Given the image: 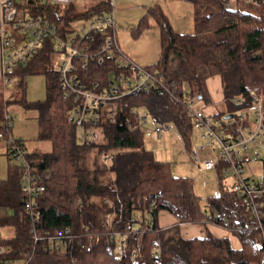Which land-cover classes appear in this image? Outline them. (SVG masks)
<instances>
[{
  "label": "trees",
  "instance_id": "16d2710c",
  "mask_svg": "<svg viewBox=\"0 0 264 264\" xmlns=\"http://www.w3.org/2000/svg\"><path fill=\"white\" fill-rule=\"evenodd\" d=\"M188 1L193 11L191 33L175 32L160 7L149 9L160 49L157 60L146 68L161 72L166 83L173 81L175 97L153 88L124 95L115 102L113 118L101 108L96 125L99 136L94 141L78 140V127L71 118L75 103L62 97L58 71L49 62L58 56L51 39L26 64L13 67V82L21 89L26 74L45 76L44 99L16 100L36 111L37 139L52 145L50 151H28L19 139L30 172L44 185L34 200L36 232L44 235L68 229L77 237L65 248L48 247L44 237L33 242L20 195L24 168L9 164L7 177L0 179L3 258L13 264H264V213L260 229L232 183L207 195L201 207L192 177L172 174L169 162L155 158L143 144L144 124L129 113L131 107L142 108L156 123L172 122L189 152L193 127L185 104L195 99L211 103L209 77L220 79L223 109L214 115L223 122H233L224 116L256 101L264 109V0H235V10L227 9L224 0ZM15 4L23 13L55 23L60 36L74 30L71 22L76 18L88 20L111 11V0L85 5L80 11L71 2L63 8L44 0H15ZM148 26L143 17L132 34L137 36ZM120 72L129 73L117 66L114 55L102 64L90 63L79 73L94 88V82L107 86L110 73ZM235 98L242 102L235 103ZM6 114L0 97L1 140L12 136ZM4 153L9 159L6 148ZM218 174L221 183L223 176ZM262 203L264 212V197ZM160 210L170 213L175 224L222 226L238 239L240 247H233L226 236L185 237L161 228L157 224ZM2 228L11 233H2Z\"/></svg>",
  "mask_w": 264,
  "mask_h": 264
},
{
  "label": "built area",
  "instance_id": "2783aa9c",
  "mask_svg": "<svg viewBox=\"0 0 264 264\" xmlns=\"http://www.w3.org/2000/svg\"><path fill=\"white\" fill-rule=\"evenodd\" d=\"M44 1L62 5L72 0ZM224 1L226 7L229 1ZM56 29V24L47 18L21 12L15 0H0V78L4 84L12 83L13 67L26 64L43 43L51 39L60 57L57 71L62 97L75 103L71 118L80 128L82 140L89 142L98 138L96 125L101 108L113 118L117 109L115 102L124 95L136 94L139 89L153 88L157 92L163 91L175 97L173 81L166 83L161 72L139 66L125 55L120 61L117 60V66L127 68L129 73H110L111 80L107 86L94 82L92 88L85 84L79 73L81 68L90 63L102 64L119 52L112 11L96 14L85 20L78 30L75 29L65 36L58 35ZM182 94L186 95L184 92ZM234 102L242 101L235 98ZM185 106L192 127L202 130L203 141L189 150L191 160L205 170L216 169L220 175L229 176L245 204L246 211L256 220V226L262 229L260 218L264 213V176L261 174L258 178H251L245 169L247 160L259 157L258 153L248 156L246 150L263 134L264 109L261 102L256 101L251 106L238 108L232 113L233 122L223 123L222 126L215 124L210 115L201 108H194L193 100L187 101ZM143 110L144 112H141L131 107L129 113L145 124L149 113ZM5 117L7 125L10 126L12 116L7 113ZM155 125L154 130L158 138L162 136L163 131L172 130L170 122ZM3 142L9 158L24 168L20 179V195L23 211L30 223L29 233L33 242L44 237L48 247L65 248L77 237L68 229L54 234L46 232L44 235L36 232L33 223L37 221L38 210L34 200L44 190V185L39 176L30 172L25 159L26 150L21 146L19 139L10 136ZM182 147L185 149L184 144ZM206 151L209 155L203 157L202 153ZM210 217L209 215L208 218ZM147 228L150 229V225ZM4 252V247L0 245V264H13L1 256ZM115 256H121L120 248Z\"/></svg>",
  "mask_w": 264,
  "mask_h": 264
},
{
  "label": "rangeland",
  "instance_id": "374dc122",
  "mask_svg": "<svg viewBox=\"0 0 264 264\" xmlns=\"http://www.w3.org/2000/svg\"><path fill=\"white\" fill-rule=\"evenodd\" d=\"M89 2V1H86ZM125 3L136 5V0H124ZM71 3L79 11L81 0H72ZM113 3V11H118V5ZM124 4V3H123ZM69 3L60 5L61 8L67 7ZM115 5V6H114ZM165 8L169 12L168 19L172 25L173 30H177L178 27L184 28L188 26L190 21V31L193 32L192 12L189 9L190 4L180 2L172 3L170 1L165 2ZM123 6V5H122ZM120 7V6H119ZM139 9H131L128 11L124 20H117V31L122 47L128 48L129 54L133 57L136 63L140 66L152 64L158 58V31L155 29L153 20H147L150 24L148 27H143L137 36L132 34L133 29L140 23ZM85 20L76 18L71 23L74 30L79 29V26L84 24ZM53 70H58L60 57L52 56L49 60ZM0 78V97L5 102V108L9 115L11 133L14 138L23 139L25 147L28 151H50L52 148L51 142L46 139H37L38 124L36 120V111L33 108L25 107L22 102L16 101L24 98L27 101H39L44 99L46 95L45 88V76L43 73H28L24 77V86L21 89L18 83L12 82L4 84ZM216 86H213L212 79L208 80V86L213 90L210 93L211 103L204 104L202 100L195 99L193 101L194 108H201L204 112L209 113L210 117L218 126H222L224 120L219 116H215L214 113L223 109L221 101L215 100L220 95V86L218 77H216ZM212 98L214 100H212ZM144 112L143 109H139ZM252 120V119H251ZM155 124L150 114L147 121L144 124L143 144L150 149L155 158L162 161H167L170 164L172 174L189 176L193 179V191L199 196L201 207L204 204L205 197L207 195L216 194L219 192V188L228 187L231 184L229 176L220 177L216 169L205 170L199 167L196 163L188 157V151L182 148L183 142L178 134L177 128L171 122V131H163L162 137L158 138L155 133ZM78 140H80V128L77 130ZM201 129H192L190 143L191 146L198 145L203 139L201 138ZM248 156L258 153L257 159H249L246 162V171L250 174L251 178H258L262 174V159L264 158V138L260 137L255 143L250 144L249 149L246 150ZM203 156L208 155L203 153ZM16 163L15 160L9 158L0 152V177H6L7 166L9 164ZM168 218V217H167ZM192 226V227H191ZM168 228L180 233L181 235H195L204 236L208 232L205 230L204 224H191L179 225L172 224ZM2 233H11L7 228H2ZM193 233V234H192Z\"/></svg>",
  "mask_w": 264,
  "mask_h": 264
},
{
  "label": "crops",
  "instance_id": "0c3cea01",
  "mask_svg": "<svg viewBox=\"0 0 264 264\" xmlns=\"http://www.w3.org/2000/svg\"><path fill=\"white\" fill-rule=\"evenodd\" d=\"M86 1H89V2H86ZM99 1L100 0H81V5L79 6V11L84 9L85 5H91V4L97 3ZM167 1H170L172 3H180L181 1L184 2V3L188 2L190 4L189 9H191V11H192V4L188 0H136V5H133V6H130L131 4H129V3H125L124 0H114V3L116 5H118V8H117L118 11L116 10L117 14H115V11H113V3H112V0H111V11L113 13V17H114V20H115V32H116V38H117V43H118V48H119V52L116 54V60L120 61L122 59V56L125 55L126 57L130 58L133 62H135L133 57L129 54L128 48H125V46L122 47L121 41L119 39V34H118V31H117V28H116L117 20H124L126 18L125 16H127L128 11L131 10V9H134V8L139 9L138 12H141L140 15H139L140 16L139 20H141L143 17L147 18V20H150V19L153 20V18L150 17V15H149V9L152 8L155 5L160 7L161 11L168 18L169 12L165 8V6H166L165 2H167ZM228 1H229L230 4L235 5V0H228ZM153 24H154V21H153ZM191 25L192 24H190V21H189L187 27H184V28L178 27L177 30H174V31L178 32V33H191V31H190L191 30L190 29ZM155 29L158 31V28L156 26H155ZM157 37H158L157 39H158V44H159V36H157ZM159 49H160V45H159V48H158V52H159ZM136 64H138V63H136ZM146 66L147 65H145L143 67H146ZM216 77H218V76L214 75V76L209 77L207 79V88H208L209 94L212 92L213 89L210 86H208V80L212 79L213 86H216V84H215V83H217ZM218 82H219V86H220V89H221V83H220L219 77H218ZM212 100H214V99L212 98ZM215 100L222 101V89L220 91V95ZM179 137L181 138V136H179ZM181 141H182V139H181ZM191 147H193V146H191ZM4 150H5L4 142H3V140L0 139V152L2 154L6 155L4 153ZM203 153H207L209 155L208 151L203 152ZM208 155H206V156H208ZM188 157L190 158L189 152H188ZM203 157H205V156H203ZM7 175H8V166H7ZM7 175H6V177H7ZM247 175H250V174L247 172ZM179 176H181V175H179ZM6 177H0V179H5ZM175 221H176L175 218L170 213H168L165 210H160L158 212V214H157V224L161 228H167V227L171 226L172 224H175ZM179 225H183V226L189 225L190 226L191 224H189V223H180ZM205 230L208 233H211V234H213L215 236H226V237L229 238L230 243L232 244L233 247H235V248H239L240 247V243H239L238 239L235 236H233L230 232H228L225 228H223L222 226H219V225H216V224H212V223H207L205 225ZM193 236H195V235H187L185 237H193Z\"/></svg>",
  "mask_w": 264,
  "mask_h": 264
},
{
  "label": "water",
  "instance_id": "95a60500",
  "mask_svg": "<svg viewBox=\"0 0 264 264\" xmlns=\"http://www.w3.org/2000/svg\"><path fill=\"white\" fill-rule=\"evenodd\" d=\"M226 8L229 9V10H235L236 9V6L235 5H232L230 3H226ZM232 117H233V114L232 113L226 114L224 116L225 119H231Z\"/></svg>",
  "mask_w": 264,
  "mask_h": 264
}]
</instances>
